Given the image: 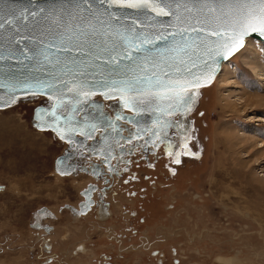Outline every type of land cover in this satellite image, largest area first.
Masks as SVG:
<instances>
[{
  "label": "rangeland",
  "instance_id": "obj_1",
  "mask_svg": "<svg viewBox=\"0 0 264 264\" xmlns=\"http://www.w3.org/2000/svg\"><path fill=\"white\" fill-rule=\"evenodd\" d=\"M261 78L264 44L246 39L223 63L213 83L202 88L191 111L201 157L179 166L177 175L168 180L169 185L156 191L148 187L155 198L144 203L145 210L139 209L137 216L143 215V222L136 216L132 219L138 232L131 240L139 243V232L146 229L148 248L164 249L167 264H175L170 259V244L181 253L178 259L182 264H264ZM40 99L0 109V182L7 187L6 196L0 195L1 208L7 204V196L21 203H54L74 195L76 198L75 190L84 182L83 176H53L51 159L61 154L64 144L56 141L51 131H37L31 125L33 106ZM197 111L201 114L197 115ZM158 176L165 181L162 173ZM121 197L125 203L133 204L131 199ZM166 203L172 207L167 208ZM101 230L95 232L100 236L94 237H103ZM148 248L125 254L120 264H146Z\"/></svg>",
  "mask_w": 264,
  "mask_h": 264
},
{
  "label": "water",
  "instance_id": "obj_2",
  "mask_svg": "<svg viewBox=\"0 0 264 264\" xmlns=\"http://www.w3.org/2000/svg\"><path fill=\"white\" fill-rule=\"evenodd\" d=\"M74 2L75 0H0V109L41 98L33 106L31 125L49 129L54 136L64 140L69 148L55 159V167L68 156L66 153L72 148V143L80 141L82 144L87 138L94 143L96 140L93 134L97 130L101 131L98 134L99 147L104 146L106 149L115 143L119 136L117 116L136 126L137 135L144 136L147 133L148 140H164L165 137L171 139L176 133V127L182 124L180 140H185L192 123L189 114L197 105L202 88L211 85L221 64L237 52L247 38L264 43V32L251 29L243 36L228 39L234 35L231 21L241 12H247L249 7L264 3V0H210V6L218 8L216 15L227 13L226 18L210 21L203 33H192L186 42L176 36L175 39L169 37L167 41H157V45L148 46L153 49L148 55L160 60L161 65L173 63L177 59L185 61L180 65V73L174 69H164L171 73L173 79L188 82L186 90L179 93L184 100H180L176 93L166 94L165 89L154 88L157 79L165 84L170 82L163 75H158L145 88L160 95L145 96L144 103L130 108L125 106L126 103H131L126 96L134 94L122 95L119 90L112 91L103 86L104 80L111 83L124 79V73L128 71L127 61L114 70L112 66L102 63L93 68L94 75L87 77L92 84L87 98L77 92L70 93L60 85H57L59 91L49 87L55 82L53 76L71 80V77L63 76L64 69L57 64V60L67 62L66 54L58 52L57 46L61 43L58 34L64 35L66 39L67 35L72 34L71 29L81 24L79 19L72 18L76 12L69 6ZM170 3L176 15L157 16L146 10L114 7L109 11L119 17V22L110 21L106 13L99 18L93 17L91 24L100 32L94 38L95 44L101 47L105 43L108 47L113 44L126 46L129 41L135 43L137 37L143 39L145 34L155 40L157 35L177 31V16L190 17L183 8L176 7V0H170ZM219 5L231 7L220 8ZM101 12L104 10L101 9ZM192 14L195 15V10ZM99 20L108 23L102 26ZM191 23L200 27L194 20ZM213 29L222 35H208ZM105 30L111 35H105ZM225 44L229 47L225 48ZM237 44V50L228 55ZM177 45L181 47L178 48ZM181 48H186L188 55H184ZM148 75H151V70ZM69 87L75 89L76 86L70 83ZM105 102H113L116 106L111 116L104 110ZM93 124L96 126L94 130L91 128ZM89 131L91 136L88 135Z\"/></svg>",
  "mask_w": 264,
  "mask_h": 264
},
{
  "label": "flooded vegetation",
  "instance_id": "obj_3",
  "mask_svg": "<svg viewBox=\"0 0 264 264\" xmlns=\"http://www.w3.org/2000/svg\"><path fill=\"white\" fill-rule=\"evenodd\" d=\"M115 107L113 102L104 103L109 116ZM199 113L197 111V115ZM189 117L195 121L191 112ZM117 127L119 136L108 148L97 145L101 132L97 130L93 134L94 143L90 138L82 144L80 141L72 143L66 153L68 156L56 167L55 159L69 148L64 140L53 135L64 144L61 154L51 159L53 176L73 179L76 175L83 176L84 182L75 190L76 198L74 195L60 202L21 203L7 196V204L0 207V264H120L125 254L149 247L146 229L139 232V243L131 240L138 232L132 219L136 216L143 222L144 216L137 214L139 209L145 210V202L155 198L154 191L169 185L168 180L177 175L179 166L201 157L195 141L198 129L192 122L186 139L180 140L183 133L180 124L171 139L148 140L147 133L137 135V127L124 120H117ZM156 172L162 173L165 181H161ZM149 186L153 192L149 191ZM6 189L0 182V195L6 196ZM122 195L133 204L125 203ZM166 207L172 204L166 203ZM97 230L102 231L103 237H94L99 235L95 233ZM78 233L83 235L77 237ZM168 248L171 261L182 264L177 248L171 244ZM163 250L148 248L145 263L167 264L168 257Z\"/></svg>",
  "mask_w": 264,
  "mask_h": 264
},
{
  "label": "snow or ice",
  "instance_id": "obj_4",
  "mask_svg": "<svg viewBox=\"0 0 264 264\" xmlns=\"http://www.w3.org/2000/svg\"><path fill=\"white\" fill-rule=\"evenodd\" d=\"M191 5V7H189ZM69 7L75 10L76 14L72 15L73 19H79L81 24L71 29V35H67L65 39L64 35L58 34L60 38V45L57 46V51L66 54L67 62L57 60L58 65H62L64 71L63 76L71 77V80L63 79L59 76H53L54 83L49 85L53 90L59 91L57 85L62 86L68 92H77L79 95L87 98L91 93L92 84L88 80L89 75H94L93 68L99 67L102 63L105 66H112L113 70L118 68L121 63L127 61L126 68L128 71L124 73V79L112 81L109 83L107 80L103 81V86L112 90H119L122 95L134 94L126 96L128 101L126 107L135 108L137 104L144 103L145 96H157L158 92H153L145 88L146 84H151L153 79L158 75H163L165 79L170 82L165 84L156 80L154 88L165 89L166 94L176 93L180 100H184L183 96H179L180 92L186 90L185 85L187 81H181L173 79L169 71H165V68L174 69L177 73L181 72L180 65H183L185 61L183 59H177L173 63H165L161 65L160 60L156 57H150L148 54L152 52V47L157 45V41H167L169 37L175 39L179 36L182 41H187L192 33L199 35L203 33L206 27L209 26L210 21L223 19L227 17V13L221 12L219 16L216 15L218 8L210 6V0H176V7L183 8L185 12L189 14L190 18L177 16L178 30L169 32L168 35H157L155 40L150 38L147 34L143 39L137 37L136 42H128L126 46H120L113 44L108 47L105 43L104 46H98L95 44V37L100 34L99 30L91 24L93 17L99 18L100 15L107 14L110 21L119 22V17L112 14L109 11L112 8H127L146 10L155 13L157 16H170L176 15L175 11L171 7L170 0H75ZM218 7H231L230 5H219ZM101 9L104 12H101ZM67 10V9H65ZM195 10V15L193 11ZM87 13L88 15H83ZM194 20L200 27H196L191 23ZM99 23L104 26L108 22L99 20ZM135 24V21L133 22ZM233 28V36L229 37V40L235 38V36H243V34L251 29L252 31L264 32V3H261L255 7H249L247 12H241L238 16L231 21ZM2 27V25H0ZM139 27V25H136ZM237 29L239 31L237 32ZM68 29L65 30L67 33ZM105 35H111L110 32L105 30ZM208 35L221 36L222 34L213 29L208 32ZM203 44V40H201ZM180 48V45H177ZM225 48L229 47L228 44L224 45ZM239 47L237 44L228 52V55H232V52L236 51ZM98 48V50H94ZM184 55H188L186 48H181ZM2 58V57H0ZM99 62V63H97ZM157 69L160 71L157 72ZM151 70V75H148ZM187 70V69H185ZM70 83L75 84V89L69 87ZM88 89V90H85ZM175 99L176 97H171ZM123 117L117 116L116 119L120 120ZM95 125L91 128L94 130ZM91 136V131L88 132ZM63 138V137H62Z\"/></svg>",
  "mask_w": 264,
  "mask_h": 264
},
{
  "label": "bare ground",
  "instance_id": "obj_5",
  "mask_svg": "<svg viewBox=\"0 0 264 264\" xmlns=\"http://www.w3.org/2000/svg\"><path fill=\"white\" fill-rule=\"evenodd\" d=\"M247 39H249V38H247ZM251 39H254V38H251ZM255 40H257V39H255ZM257 41H259V40H257ZM245 42H246V40L244 41V44H245ZM259 42H261V41H259ZM261 43H263V42H261ZM243 44V45H244ZM264 44V43H263ZM228 61V60H227ZM222 65L223 64H221V67H222ZM218 74V73H217ZM217 76V75H216ZM216 76H215V78H216ZM215 78H214V80H215ZM261 79H264V78H261ZM213 80V81H214ZM213 83V82H212ZM260 121H263V119H260ZM34 127V126H33ZM37 130H41V131H44V130H49V129H46V128H37V127H35ZM262 146V145H261ZM260 147V146H259Z\"/></svg>",
  "mask_w": 264,
  "mask_h": 264
}]
</instances>
